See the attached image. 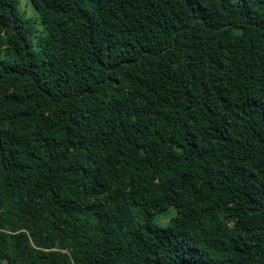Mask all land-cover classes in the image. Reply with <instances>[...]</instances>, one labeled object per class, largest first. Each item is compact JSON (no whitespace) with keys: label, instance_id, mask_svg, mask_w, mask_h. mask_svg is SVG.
<instances>
[{"label":"trees","instance_id":"trees-1","mask_svg":"<svg viewBox=\"0 0 264 264\" xmlns=\"http://www.w3.org/2000/svg\"><path fill=\"white\" fill-rule=\"evenodd\" d=\"M40 1L34 46L0 0V264H264V0Z\"/></svg>","mask_w":264,"mask_h":264},{"label":"rangeland","instance_id":"rangeland-1","mask_svg":"<svg viewBox=\"0 0 264 264\" xmlns=\"http://www.w3.org/2000/svg\"><path fill=\"white\" fill-rule=\"evenodd\" d=\"M20 10L35 22L37 32L32 38L34 46L43 39L46 43L50 41L51 34L55 27L52 23L49 9L40 0H19ZM177 214L176 209L170 208L166 212L158 213L154 216L155 224L163 226Z\"/></svg>","mask_w":264,"mask_h":264}]
</instances>
